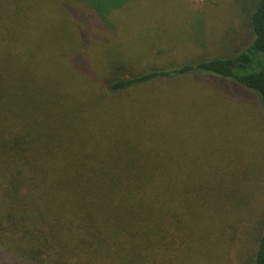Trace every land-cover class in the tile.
Segmentation results:
<instances>
[{"label": "trees", "instance_id": "1", "mask_svg": "<svg viewBox=\"0 0 264 264\" xmlns=\"http://www.w3.org/2000/svg\"><path fill=\"white\" fill-rule=\"evenodd\" d=\"M129 1L0 0V257L187 264L218 246L208 250L195 232L220 219L222 237L233 202L216 182L225 169H208V141L192 142L182 123L205 97L197 82L211 78L251 93L264 116V0H243L236 31L247 29V41L238 50L127 74L116 62L100 80L77 40L112 28V11ZM149 85L157 87L140 91ZM177 85L192 102L160 107L158 95H177ZM254 264H264V223Z\"/></svg>", "mask_w": 264, "mask_h": 264}, {"label": "rangeland", "instance_id": "2", "mask_svg": "<svg viewBox=\"0 0 264 264\" xmlns=\"http://www.w3.org/2000/svg\"><path fill=\"white\" fill-rule=\"evenodd\" d=\"M244 2L130 0L124 9L112 11V28L90 29V35L77 42L79 47L83 45L91 70L100 80L111 78V66L116 62L125 64L127 74L130 69L137 72L179 65L205 53H231L247 41L240 33L243 31L246 35L247 29L241 27L236 31L243 18ZM28 41L30 45L35 44L31 38ZM16 46L20 52H25L23 40H17ZM197 86L205 97L193 100L198 102V107L191 120L183 122L182 126L192 142L197 139L193 134L200 136L202 142L208 141L215 154L209 162L213 166L208 169L212 168L211 172L217 166L220 171L225 169L216 182L220 184V193L233 202L231 207H226L228 219L221 230L222 237L218 234L220 219L206 218L197 224L195 234L206 241L204 247L210 250L211 242L218 246H213L210 255L206 252V256L196 257L195 261L191 258L187 264H254L264 223V116L256 108L251 93L237 84L211 78L199 80ZM156 87L149 85L140 91L147 93ZM184 90L178 88L177 95L173 90H162L166 92L158 95L163 100L160 107L182 108L192 102ZM211 120L217 121L216 124L202 129L205 122ZM173 139L183 144L181 135H174ZM183 149L188 150V146L185 144ZM191 157L190 154L189 159ZM225 185L227 191L223 190ZM5 259L24 264L10 253L0 257V264H7Z\"/></svg>", "mask_w": 264, "mask_h": 264}]
</instances>
